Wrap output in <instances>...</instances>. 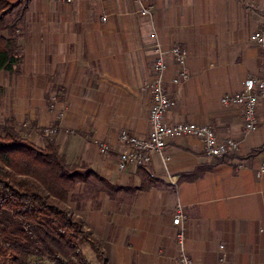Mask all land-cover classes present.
Returning a JSON list of instances; mask_svg holds the SVG:
<instances>
[{
  "label": "crops",
  "instance_id": "1",
  "mask_svg": "<svg viewBox=\"0 0 264 264\" xmlns=\"http://www.w3.org/2000/svg\"><path fill=\"white\" fill-rule=\"evenodd\" d=\"M263 27L264 0L28 1L18 23L21 71L0 74V122L12 119L33 142L53 138L69 163H84L113 184L149 185L115 198L102 191L81 207L85 185H77L69 206L101 245V259L90 246L92 262L178 264L173 219L180 202L194 264H264V173L257 175L264 148L251 155L264 145V98L259 127L248 134L242 107L221 102L261 72L263 49L250 35ZM157 44L167 50L165 85L176 100L167 122L210 125L221 139L239 141L236 154L220 161L200 138L185 136L165 148L168 168L159 154L147 166L119 168V132H150ZM177 45L187 49L189 73L179 83L169 52ZM53 124L59 131L50 137L44 129ZM197 170L196 179L185 177Z\"/></svg>",
  "mask_w": 264,
  "mask_h": 264
},
{
  "label": "trees",
  "instance_id": "2",
  "mask_svg": "<svg viewBox=\"0 0 264 264\" xmlns=\"http://www.w3.org/2000/svg\"><path fill=\"white\" fill-rule=\"evenodd\" d=\"M28 1L0 0V74L21 71L17 31ZM17 9L20 12L11 22L9 17ZM200 174L197 170L185 177L196 179ZM81 183L85 190L77 199L79 207L82 200L94 199L102 191L115 198L149 187L113 184L84 163H69L53 138L41 146L24 137L12 119L0 123V264H32L40 259L96 264L85 257L83 247L89 244L101 259L100 242L69 206Z\"/></svg>",
  "mask_w": 264,
  "mask_h": 264
},
{
  "label": "built area",
  "instance_id": "3",
  "mask_svg": "<svg viewBox=\"0 0 264 264\" xmlns=\"http://www.w3.org/2000/svg\"><path fill=\"white\" fill-rule=\"evenodd\" d=\"M71 1V0H68ZM140 1V0H138ZM143 12L149 13V8H143ZM251 41L258 44L263 49L262 70L257 75L248 76L243 83V87L236 93L225 94L221 102L225 106L239 105L243 110V132L251 133L259 127L258 106L261 98H264V27L255 30L250 35ZM157 57L153 65L152 79L148 85L152 102L149 113L150 132L146 136H140L131 133L127 129L119 132V141L122 144L120 150L119 168L127 170L132 166H147L151 164L154 154H159L166 168L168 156L165 155V148L170 140L185 136H195L200 138L204 143L205 153L208 156L222 158L236 154L239 149V141L235 138L221 139L216 131L207 124H199L196 122H179L170 123L166 120L167 112L176 104V100L169 94L165 85V73L168 68L166 61L167 50L163 49L159 44L155 46ZM175 62L180 66V71L174 77L173 81L179 83L189 77L188 70L185 67L187 57V49L182 46H174L169 51ZM57 95L51 97L52 103L56 102ZM63 111H59L57 119L61 120ZM59 131V125L53 124L46 126L44 132L47 135L54 136ZM104 151L109 150L108 143H102ZM243 164H239L242 167ZM264 173V162L262 163L258 176ZM175 215L173 222L179 226L176 233V239L180 248L178 264H194L185 249V233L181 226L185 213L180 202L175 207ZM55 264L48 259H40L32 264ZM97 264H105L103 262Z\"/></svg>",
  "mask_w": 264,
  "mask_h": 264
},
{
  "label": "rangeland",
  "instance_id": "4",
  "mask_svg": "<svg viewBox=\"0 0 264 264\" xmlns=\"http://www.w3.org/2000/svg\"><path fill=\"white\" fill-rule=\"evenodd\" d=\"M18 12H20V10H14L13 12H12V14H11V16L9 17V20L12 22L13 21V17L14 16H16L17 14H18ZM16 14V15H15ZM17 32H19V28H18V31ZM22 57V56H21ZM57 95V94H56ZM0 123H4V122H0ZM23 134V136L24 137H27L26 136V134H24V133H22ZM48 136H50L51 137V135H48ZM28 138V137H27ZM29 139V138H28ZM36 144H38V145H41V146H44L46 143H45V141L43 142V143H37V142H35ZM83 253H84V255H85V257L88 259V260H90L91 262L93 261V259H95L94 258V254H93V252H92V249H91V247H90V245L89 244H86V245H84V247H83ZM98 263H101V262H98ZM49 264H51V263H49Z\"/></svg>",
  "mask_w": 264,
  "mask_h": 264
}]
</instances>
